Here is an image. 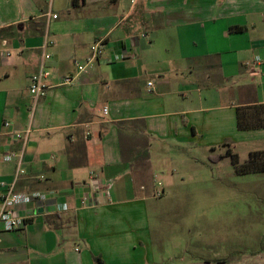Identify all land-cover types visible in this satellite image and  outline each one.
Listing matches in <instances>:
<instances>
[{
    "label": "crops",
    "instance_id": "obj_1",
    "mask_svg": "<svg viewBox=\"0 0 264 264\" xmlns=\"http://www.w3.org/2000/svg\"><path fill=\"white\" fill-rule=\"evenodd\" d=\"M99 41L104 54L79 74ZM42 66L51 88L37 99L29 85ZM66 76L73 84L59 86ZM253 105H264V0H0V197H48L17 208L22 231H0V264H159L154 153L195 163L181 152L206 160L222 144L211 157L235 171L228 149L241 164L264 151V129L237 125ZM28 129L27 139L12 135ZM12 153L26 172L13 187L18 161L2 160ZM91 172L108 191L92 188ZM192 264H264V255Z\"/></svg>",
    "mask_w": 264,
    "mask_h": 264
},
{
    "label": "rangeland",
    "instance_id": "obj_2",
    "mask_svg": "<svg viewBox=\"0 0 264 264\" xmlns=\"http://www.w3.org/2000/svg\"><path fill=\"white\" fill-rule=\"evenodd\" d=\"M223 147L208 148L206 160L204 151L187 147L181 153L190 159L197 154L196 166L178 151L172 160L163 158L171 152L154 153L149 221L159 264L236 262L264 255V173L237 175L217 155L211 157L210 149L219 154ZM238 151L246 153L242 146Z\"/></svg>",
    "mask_w": 264,
    "mask_h": 264
},
{
    "label": "built area",
    "instance_id": "obj_3",
    "mask_svg": "<svg viewBox=\"0 0 264 264\" xmlns=\"http://www.w3.org/2000/svg\"><path fill=\"white\" fill-rule=\"evenodd\" d=\"M136 0H132V4H135ZM54 18H57V16H54ZM104 42L99 41L92 45L91 47V56L84 64H77V72L79 74L81 73H87L89 67L97 61L103 54H104ZM45 60L49 61L51 59L50 55H45ZM126 56L124 54L116 55L115 60L120 61L124 60ZM257 62H260V58H256ZM50 72L42 66L37 74H35L31 80L29 85V91L32 96L39 99L44 97L49 89L51 88L47 80L50 77ZM74 82V77L72 76H66L60 79L59 86H70ZM104 114H107L108 108H105L103 110ZM10 124L6 123L5 127L10 128ZM31 133V130L28 129L24 132H13L12 135L15 137V139H27L29 134ZM5 162H12L17 160L18 161V168L17 172L15 174L14 182L12 184V187L15 185L16 181L19 180L21 176L26 174L25 170L22 168L23 163V155L19 154H6L2 158ZM90 179L92 183V188L94 190H100L101 188H107L106 191H108L109 186L101 180L100 175L91 172L90 173ZM1 187H7V183L1 182ZM48 200V197L45 193L42 192H34L31 194L27 193H16L13 192V190H8L6 193H4L0 197V231L5 233H12V232H20L22 231L26 225L28 224V221L26 218L20 216L17 212V208L20 205H27L31 202H37L38 204H44ZM97 198L94 196H87L82 199L81 204L86 208H93L95 206ZM57 208H60L61 205H56ZM62 210H66V206L63 205Z\"/></svg>",
    "mask_w": 264,
    "mask_h": 264
},
{
    "label": "trees",
    "instance_id": "obj_4",
    "mask_svg": "<svg viewBox=\"0 0 264 264\" xmlns=\"http://www.w3.org/2000/svg\"><path fill=\"white\" fill-rule=\"evenodd\" d=\"M75 2L76 0H73V4ZM141 123L144 126V122ZM237 125L240 131L264 129V105H253L239 109ZM226 155L231 157L237 175L264 173V151L251 153L248 161L244 164L240 163L238 156L233 154L230 149ZM95 262L104 264L101 258H96Z\"/></svg>",
    "mask_w": 264,
    "mask_h": 264
}]
</instances>
